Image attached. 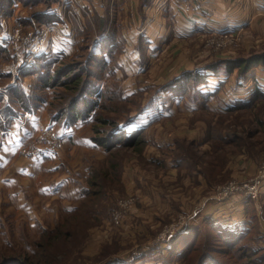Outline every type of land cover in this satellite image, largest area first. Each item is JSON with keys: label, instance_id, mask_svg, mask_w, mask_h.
Returning <instances> with one entry per match:
<instances>
[{"label": "crops", "instance_id": "obj_1", "mask_svg": "<svg viewBox=\"0 0 264 264\" xmlns=\"http://www.w3.org/2000/svg\"><path fill=\"white\" fill-rule=\"evenodd\" d=\"M156 1L116 0L115 4L119 7V15L122 18L121 25L111 32L108 26L101 24V20L100 28H104L101 31L105 32L106 28L108 30L91 45L97 53L111 52L115 78L121 85L122 95L127 99L141 98V105L134 107L130 112V115L137 114V117L135 122L128 126V132L144 129L147 141V148L143 152L145 162L140 163L137 158H132L130 178L125 180V184L127 192L132 188L131 191L143 195L136 221L142 222L146 217L152 218V228L157 224L154 219L158 211L185 209L189 204H200L203 200L200 199L201 196L217 184V180H210L201 172L204 166H209L208 164L195 165L188 156V165L182 166L184 160L176 159L170 153L176 151L179 146L177 140L182 137L194 140L197 144L202 143L204 124L200 123L201 125L194 127V116L208 113L207 110L230 114L231 107L241 98L239 93L244 88L238 84L236 71L228 74L223 69L218 74L206 76L205 81L193 89L189 85L181 89L182 82L186 80L180 78V72L202 68H194L192 62L183 60L185 50L190 42L212 32L254 27L264 33L260 22L261 17H264V0H204L203 7L190 14L169 4L158 8ZM81 2L80 5L84 8L88 4L89 11L96 18H103V14L105 19L108 18L106 14L109 0ZM56 12L57 19L51 24H57L58 30L49 35L44 52L69 57L78 51L82 39L76 35L70 23L61 19V11L57 9ZM77 12L81 16L82 7H79ZM3 47L7 48L5 45ZM174 65L179 66L176 75H180L168 88L158 87L170 81L172 77L168 78V75ZM200 76H203L202 73ZM156 77L161 78L159 83L151 84ZM256 78L258 84L264 88V76L257 75ZM186 79H192L193 82V77ZM28 82L23 83L22 80L21 84L27 85ZM15 92L3 102L2 107L10 111H13L12 108L15 110ZM25 112H30L32 118L20 126L13 117H20ZM2 115L0 231L7 225V222H2L6 220L5 217L16 223L26 220V225L29 224L31 229L39 226L45 229V213L47 219L49 216L52 219L54 216L59 218V207L74 212L84 201V185L78 181L81 176L78 173L82 171H76L74 166L82 162L85 154L99 157L108 152L92 138V122L61 127L51 120L44 107L34 113L22 110L17 114L9 112L8 115ZM52 123L60 132L63 147H40L33 159L28 160L24 154L25 148L37 136L42 124ZM120 124H123V121ZM68 157L71 159L70 164ZM243 161L241 157H236L233 158L232 164L227 163L226 168L230 166L233 169L232 177L241 176L242 172H250L254 168L250 165V160ZM193 165L198 170L184 177L182 169ZM247 205V199H242L239 195L229 199L211 200L202 206L194 217L197 221L211 216L226 222H236L240 221L239 217L243 216ZM143 211L146 212V217L141 215ZM147 247L143 253L144 260L147 261L144 264H163L167 254L164 244L152 243Z\"/></svg>", "mask_w": 264, "mask_h": 264}, {"label": "rangeland", "instance_id": "obj_2", "mask_svg": "<svg viewBox=\"0 0 264 264\" xmlns=\"http://www.w3.org/2000/svg\"><path fill=\"white\" fill-rule=\"evenodd\" d=\"M84 1L87 2L88 0ZM160 1H156V7L161 8L163 5H168L162 4ZM80 3H82L81 0H13L12 3H9V8H3L1 6L3 2L0 0V33L7 29L18 38V42L16 46L12 47V50L6 46V54H0V73L7 74L5 77L0 75V109L3 102L10 98L12 92L21 85L24 78V71L16 73L14 76L11 73L13 67L16 69L13 53L16 50L21 51L25 47L28 42L26 36L29 37L32 34V40L39 34L36 32H42L40 34H43L49 28L50 24L43 22L44 20L40 18L44 15L43 11L46 6L53 4L55 8L63 11L64 18L61 15V19L70 23L76 35L82 39L78 51L69 56L70 59L67 61L75 64L78 69L89 70V65L83 66L89 54L95 53V47H91L92 43L98 40L100 35L106 34L108 28L111 32L112 29H117L122 18L119 15V7L115 4L116 0H109L107 19H105V14H103V18H96L89 11L88 4L84 8ZM79 7H82L81 16L77 12ZM101 20H103L101 24L105 25L104 27L108 26L105 32L101 31L104 30V28H100L99 22ZM260 22L264 27V17H261ZM52 32L50 31L48 35ZM42 37L40 35L38 40H42ZM263 53L264 33L254 27H244L234 35L209 34L201 36L190 42L184 52L183 60L187 59L193 63L194 68H197L227 59H247L253 55ZM94 65L96 68L97 64ZM179 69L178 65L171 68L168 78L172 77L170 79L172 83L178 75L181 74V78L184 73L190 71H182L176 75ZM223 69L225 71V68H221V71ZM91 73L97 72L95 70ZM257 75L259 77L264 76V71L260 68L254 70L253 75L248 79L247 85L239 93L241 97H249L248 89L254 84ZM103 76L104 73L99 77L103 78ZM26 78L31 79L32 77ZM104 79V81L102 79L103 84H107L111 89L116 88L117 85L113 76ZM159 79L161 78L156 77L151 84L159 83ZM185 80L188 79L185 78ZM170 81H167L164 86L170 84ZM189 83H192V79ZM255 83L258 84L256 80ZM158 87H163V85ZM66 88L55 86L53 92L42 91L41 95L45 98L49 97L58 107H64L66 104L69 106L71 104L70 98H72L71 101H77V98H75V92H72L74 98L65 94ZM14 97H16V94ZM100 105L96 117L102 123L93 124L90 132L93 136L97 134L96 130L99 131L98 135L100 137H105L111 131L112 124L106 125L104 121L121 122L134 107L141 105V98L136 97L121 101L119 96L110 100L102 96ZM43 107L48 108L45 105L41 108ZM47 111L49 112L48 109ZM207 111L208 113L195 115L192 120L194 127L201 125L200 123L204 124V141L197 144L194 140L182 137L177 140L179 146H177L176 151L170 153L172 157L184 160L182 166L188 165L186 160L188 156L195 165L200 166L205 163L209 165L204 166L201 172L210 180H217L218 182L210 191L201 196L200 199L203 200L200 204H189V206H185V209H162L155 214L154 220L157 224L153 225L154 228H152L153 219L146 217L145 211L141 212V215L146 219L142 222L136 221L143 195L131 191L132 188H129L130 191L127 192L125 184V180L130 178L132 158H137L140 163L145 162L143 161V152L147 148L146 145L135 148L123 146L102 156L99 155V157L85 154L82 157V162L77 163L73 168L76 171H82V173H78L81 175L78 177V181L82 183L81 185L90 187V194L84 196L80 209L72 212L62 210L59 207V218L54 216L53 219L50 216L47 219L45 213V229H42L41 226L31 229L28 227L29 224L26 225V220L16 223V221H10L8 217H5L6 220H2V222H7V225L5 228L2 227L0 231V264L14 259H21L25 264H109L115 259L131 262V260L143 256L144 248H148L147 245L162 243L165 247L167 242H170L180 232L198 224L200 221H197L194 215L199 213L202 206H205L211 200H216V196L221 189L231 182L250 183L264 167V99H259L253 106L237 109L230 114ZM0 115L4 118L1 112ZM62 147L63 144L59 149ZM236 157H241V160H244L243 162L250 160V165L252 164L254 168L250 172H242L241 176L232 177L233 169L230 166L226 168V165L227 163L232 164L233 158ZM68 159L70 164L71 159L69 157ZM195 165L182 169L184 177L198 170L195 169ZM130 197L136 198L135 203L131 208L124 211L123 218L112 221L115 212L121 208V202ZM247 202L248 205L244 210V214L239 217L241 218L240 221L238 220L246 223V227L250 231L243 243L246 246L254 244L256 247L264 248L263 190L258 201L253 200L257 206L253 207L249 199H247ZM122 212L123 209H120L121 215ZM156 225L158 226L156 227ZM40 228L41 230H39ZM204 231L205 234H212L209 227L204 226ZM165 235L169 237H166L169 240H162ZM210 242H216V239L202 240L205 247H210L211 256L217 261V264H256L254 262L257 261V258L263 256L262 253H258L259 251L239 255L240 253L236 254L233 250H227L224 245L221 246L215 243L210 245ZM205 247L202 249H206ZM221 249L222 252H220ZM196 261L198 260L195 259L193 264ZM146 262L144 260L139 264ZM175 264H187V261L181 260ZM260 264H264V262Z\"/></svg>", "mask_w": 264, "mask_h": 264}, {"label": "trees", "instance_id": "obj_3", "mask_svg": "<svg viewBox=\"0 0 264 264\" xmlns=\"http://www.w3.org/2000/svg\"><path fill=\"white\" fill-rule=\"evenodd\" d=\"M2 2L3 4L1 6L3 8H9V3H12L13 0H2ZM56 11L57 8H55L53 4L46 6V9L43 11L44 15L40 17L44 21H41L51 24L57 19ZM6 52L7 48L0 45V54H6ZM69 59L70 58L68 56H61L56 53L42 52L38 55L34 62L23 72V83L25 81H30L27 85L21 84L15 90L16 97H14L15 102H13L16 104L15 110L12 108L13 111H10L8 108L1 107L0 112L6 115H8L9 112L17 114L22 110H28L34 113L45 105L48 107L47 109L49 110L51 120L54 123L59 124L61 127H72L84 122H92L93 124L101 122L96 116L98 115V109L101 106L100 102L102 101V96L103 98L105 96V99L107 100L118 96L121 101L129 100L122 95L121 85L115 78L114 62L111 58V52L105 54L104 52L97 53L95 51V53L89 54V57H87V61L83 67L89 65L90 68L89 70L84 68L86 69L85 71L81 70L82 68L78 69L75 64L67 61ZM95 63L97 64L96 68L94 65ZM221 68H225V72L228 74H232L236 71L238 84L245 87L248 79L251 75H253L256 68H260L264 71V53L253 55L247 59H227L220 61L219 63L207 65L194 71L184 73L181 79L193 77V82L191 84L189 81L182 82L181 89L187 88L188 85L193 89L204 82L206 76L218 74L221 71ZM95 70L97 73H91ZM102 73H104L103 78L99 77ZM201 73L203 76H200ZM0 75L4 77L7 76L5 73H0ZM111 76L114 77L117 85L116 88L113 89L107 86V84L102 83L105 80L104 78ZM26 77L32 78L27 80ZM255 80L254 84H252L248 89L249 97H241L236 100L234 106L231 107L230 112L240 108H248L253 106L259 99H264V88H262L261 85L256 84ZM171 84L173 83L165 86L163 85L161 88H168ZM55 86H61L63 88L67 87L65 94H68V96L71 95L73 98L76 96L75 98H77V101H71L72 98H70L71 104L69 106L66 104L64 107H58L51 99H49V97L45 98L41 95L42 91L53 92L55 90L53 89ZM72 92L76 93L75 96H72ZM130 112L126 118L122 120L123 124H120V121H104L106 125L112 124L113 126H111V131L107 136L100 137L98 135L99 131L95 130L97 134H94L92 138L98 144L103 146L107 152L122 148L123 146L135 148L137 146H144L147 144L144 129H136L130 133L128 132V126L135 122L137 117V114L132 116L130 115ZM84 187L85 189L82 191V196H88L90 194V187L88 185H84ZM249 200L253 207L257 206L252 199ZM80 206L74 212L78 211ZM204 226L209 227L212 234H205ZM246 226V223L242 221L226 222L207 216L198 224L183 230L170 242H167L165 246L167 254L164 257L163 264H175L181 260L187 261V264H193L195 259L198 260L195 264H217V261H215L211 256L212 252L209 250L210 247H205L202 243V240L205 241L208 238L214 240L216 239V242H210V245H214V243L220 244L221 246L224 245L227 247V250H233L236 254L240 253L239 255H245L251 251L252 253L259 251L258 253H262L263 256L258 257L257 261L254 263H263L264 248L256 247L254 244H252V246H246V244L243 243L250 234V231ZM203 247L206 249L203 250ZM242 251L244 252L241 253ZM220 252H222V249ZM223 252L227 253L228 251ZM144 259L145 255L139 257L138 259L131 260V262L115 259L109 264H139ZM1 264L25 263L21 259H14L13 261Z\"/></svg>", "mask_w": 264, "mask_h": 264}, {"label": "built area", "instance_id": "obj_4", "mask_svg": "<svg viewBox=\"0 0 264 264\" xmlns=\"http://www.w3.org/2000/svg\"><path fill=\"white\" fill-rule=\"evenodd\" d=\"M160 2L162 4H170L177 10L185 12L186 14H190L193 11L202 8L204 5V0H161ZM61 15L64 18L63 11H61ZM57 27V24L53 23L49 25V28L46 29L43 34H40L42 32H36L39 34L35 36L34 39L31 40V38H33L32 34L29 37H25L26 39H28L25 47H23L21 51L16 50L17 53H13V58L16 65V69H14L13 67V71L11 70L13 76L16 73H22V71L27 69L34 62L35 58L44 51V47L49 36L48 34L50 33V31L52 32L58 30L56 29ZM241 29L242 28L238 29L237 31L212 32L210 35H234ZM40 35L43 36L42 40H38ZM17 42V36L10 33L7 29H4L3 32L0 33V44L7 46L8 48H10V50H12L13 46H16ZM14 118L20 123V126H23L28 121H30L32 116L30 112H25L22 116H16ZM2 133H4V131H2ZM62 144L63 140L57 126L53 123L42 124L39 128V134L37 138L25 148L24 154L28 160H32L33 157L39 152L40 147L59 148ZM263 188L264 167L259 171V175L250 183L240 184L237 182H231L229 185L220 190V193L216 196V199H229L231 197L239 195L242 199H252L257 202L260 194H262ZM135 201L136 198L134 197H130L125 201H122L120 208L123 209L122 215L119 209L115 212L112 221H118L119 219L123 218L124 211L131 208ZM166 237L167 236L165 235L162 240H169L166 239Z\"/></svg>", "mask_w": 264, "mask_h": 264}, {"label": "bare ground", "instance_id": "obj_5", "mask_svg": "<svg viewBox=\"0 0 264 264\" xmlns=\"http://www.w3.org/2000/svg\"><path fill=\"white\" fill-rule=\"evenodd\" d=\"M162 228H164V227H162Z\"/></svg>", "mask_w": 264, "mask_h": 264}]
</instances>
